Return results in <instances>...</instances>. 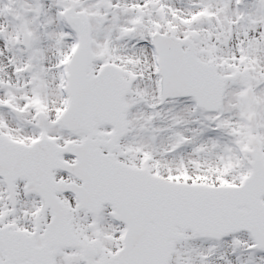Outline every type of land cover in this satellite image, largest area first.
Here are the masks:
<instances>
[{
	"label": "snow or ice",
	"instance_id": "snow-or-ice-1",
	"mask_svg": "<svg viewBox=\"0 0 264 264\" xmlns=\"http://www.w3.org/2000/svg\"><path fill=\"white\" fill-rule=\"evenodd\" d=\"M0 264H264V0H0Z\"/></svg>",
	"mask_w": 264,
	"mask_h": 264
}]
</instances>
